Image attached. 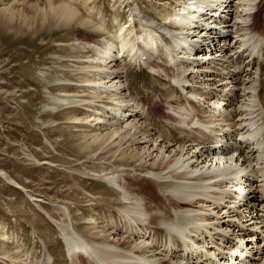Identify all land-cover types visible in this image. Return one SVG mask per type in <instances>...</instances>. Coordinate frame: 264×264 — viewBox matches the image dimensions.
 Listing matches in <instances>:
<instances>
[{"label":"bare ground","instance_id":"bare-ground-1","mask_svg":"<svg viewBox=\"0 0 264 264\" xmlns=\"http://www.w3.org/2000/svg\"><path fill=\"white\" fill-rule=\"evenodd\" d=\"M129 1L111 2L128 8L113 34L90 0L25 2L36 22L93 35L68 49L85 61L60 65L72 69L63 77L81 84L79 98L50 94L46 102L74 104L60 119L81 129L75 150L107 161L97 175L118 200L102 218L60 227L68 257L72 264L77 256L85 264H231L234 255L243 258L236 264H264V0H146L156 19ZM10 7L3 12L12 18ZM130 65L154 81L163 77L162 99L154 95L146 106L134 97ZM74 106L83 116L67 117ZM3 229L6 260L38 263L25 251L22 258ZM51 257L41 264H55Z\"/></svg>","mask_w":264,"mask_h":264},{"label":"rangeland","instance_id":"rangeland-1","mask_svg":"<svg viewBox=\"0 0 264 264\" xmlns=\"http://www.w3.org/2000/svg\"><path fill=\"white\" fill-rule=\"evenodd\" d=\"M43 1L0 0V226L18 243L22 258L25 251L29 257H38L36 264L51 256L57 260L55 264H72L60 227L69 223L79 228L89 217H104L105 213L113 211L111 206L116 205L118 197L97 175L107 161L90 160L85 153L79 152L75 135L81 129L72 128L71 122L60 119L59 113L74 104L64 103L52 108L46 102L50 94L79 98L75 91H81V84L78 79L76 82L75 78L63 77L61 71L69 73L72 69L60 65L85 61V57L77 60L70 50L76 47V39L91 40L93 35L81 28L48 20L34 21L30 17L33 11L26 3L32 2L42 8ZM165 1L154 0V3ZM111 2L90 0L89 3L102 11L103 27L113 34L126 20L128 8L111 7ZM129 2L136 12L140 9L154 17L153 3ZM8 7L15 11L12 18L3 12ZM25 14L30 17L29 21L33 20L28 30ZM113 16L117 20L114 21ZM164 39L170 43V39ZM160 57L163 62L168 60L162 53ZM141 67L130 65L127 74L131 93L147 106L154 95V101L160 100L163 91L168 89L161 86L163 77L154 81L151 72ZM60 86H65L66 91L57 90ZM82 97L86 98L84 94ZM162 107L157 112L162 113ZM74 108L76 112L67 117L83 116L85 111L81 107ZM45 245L52 248L47 251ZM85 262L83 257L77 256L74 264ZM0 264L14 263L6 260L0 251Z\"/></svg>","mask_w":264,"mask_h":264}]
</instances>
